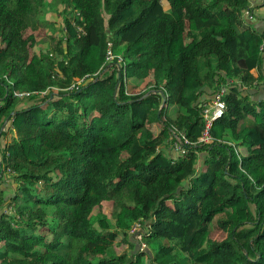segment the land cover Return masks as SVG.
<instances>
[{
    "label": "trees",
    "instance_id": "1",
    "mask_svg": "<svg viewBox=\"0 0 264 264\" xmlns=\"http://www.w3.org/2000/svg\"><path fill=\"white\" fill-rule=\"evenodd\" d=\"M52 1L0 0V264H264L248 0H60L67 36L45 48ZM180 132L191 145L171 157Z\"/></svg>",
    "mask_w": 264,
    "mask_h": 264
},
{
    "label": "built area",
    "instance_id": "2",
    "mask_svg": "<svg viewBox=\"0 0 264 264\" xmlns=\"http://www.w3.org/2000/svg\"><path fill=\"white\" fill-rule=\"evenodd\" d=\"M251 0H248V2ZM249 8L251 10V5L249 3ZM252 13V11H251ZM246 17H250V12L246 11L244 14ZM77 32L79 35L84 34L83 30L81 28L77 29ZM66 29H63L62 31V38L66 39ZM264 48V43L260 46V51H262ZM114 58L113 54L111 53L110 49L108 48L106 53V60L111 61ZM77 83H79V80H76ZM228 90L226 88H221L218 90L213 97L206 102L203 105V118H204V127L203 131L198 138V142L201 144H211L212 138L210 136V130L213 125V123L221 119L225 113L226 110V104L223 100L224 96L227 94ZM44 95V94H43ZM46 95V93H45ZM15 96L18 98L27 97V94H18L15 93ZM191 145L189 140L185 137L183 132L179 133V136L175 142H173L171 149L173 150L174 154L178 157H185L187 154V148ZM140 233V225L139 223H135L132 228L129 231V234L135 238L136 241L140 244V251L146 250L147 247L145 244L142 243L141 235Z\"/></svg>",
    "mask_w": 264,
    "mask_h": 264
},
{
    "label": "rangeland",
    "instance_id": "3",
    "mask_svg": "<svg viewBox=\"0 0 264 264\" xmlns=\"http://www.w3.org/2000/svg\"><path fill=\"white\" fill-rule=\"evenodd\" d=\"M64 3L62 5L60 0H57L55 3L52 1L49 4L48 7V12H47V19L54 21L56 28L53 29H43L41 32H37L35 34V37L37 40H41L44 38V40L46 41V43L44 44L45 48H48L49 44H51V42H53L56 38H59L60 35H62V32H60V30H63V25H62V19L60 17V14L62 12V8L64 7ZM27 33V32H26ZM182 46V41L179 39L178 41L175 42V47L177 49H179L178 47ZM261 92H258L257 95H253V98H259L261 96ZM156 128H158L156 126ZM169 153L173 152V150L169 148Z\"/></svg>",
    "mask_w": 264,
    "mask_h": 264
},
{
    "label": "crops",
    "instance_id": "4",
    "mask_svg": "<svg viewBox=\"0 0 264 264\" xmlns=\"http://www.w3.org/2000/svg\"><path fill=\"white\" fill-rule=\"evenodd\" d=\"M249 3L251 5L252 16L246 17L244 15V19H246L247 23H249L251 31L261 35L264 39V8L262 7L264 0H251ZM251 73L255 74V71H252ZM252 99L255 98L252 97ZM169 156L175 157L174 152L169 153Z\"/></svg>",
    "mask_w": 264,
    "mask_h": 264
},
{
    "label": "water",
    "instance_id": "5",
    "mask_svg": "<svg viewBox=\"0 0 264 264\" xmlns=\"http://www.w3.org/2000/svg\"><path fill=\"white\" fill-rule=\"evenodd\" d=\"M201 107V106H200Z\"/></svg>",
    "mask_w": 264,
    "mask_h": 264
}]
</instances>
